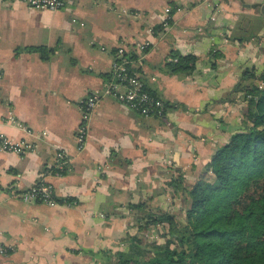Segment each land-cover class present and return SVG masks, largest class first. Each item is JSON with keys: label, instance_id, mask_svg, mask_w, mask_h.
Returning a JSON list of instances; mask_svg holds the SVG:
<instances>
[{"label": "crops", "instance_id": "0c3cea01", "mask_svg": "<svg viewBox=\"0 0 264 264\" xmlns=\"http://www.w3.org/2000/svg\"><path fill=\"white\" fill-rule=\"evenodd\" d=\"M118 45L167 106L145 116L104 95L79 143L80 99L101 88ZM170 51L194 55L192 70H167ZM262 69L264 0H64L55 10L0 0V131L30 143L23 154L0 147V264H98L143 212L174 213L170 180L191 183L242 129L237 85ZM39 180L55 204L21 197Z\"/></svg>", "mask_w": 264, "mask_h": 264}, {"label": "trees", "instance_id": "16d2710c", "mask_svg": "<svg viewBox=\"0 0 264 264\" xmlns=\"http://www.w3.org/2000/svg\"><path fill=\"white\" fill-rule=\"evenodd\" d=\"M28 49L46 56L40 45ZM170 56L167 70H192L194 55ZM237 88L245 102L242 129L211 152L191 183H181L179 175L170 180L184 219L168 211L143 212L136 230L98 264H264V69L244 71ZM149 225L163 236L160 241L148 238Z\"/></svg>", "mask_w": 264, "mask_h": 264}, {"label": "built area", "instance_id": "2783aa9c", "mask_svg": "<svg viewBox=\"0 0 264 264\" xmlns=\"http://www.w3.org/2000/svg\"><path fill=\"white\" fill-rule=\"evenodd\" d=\"M13 1L22 2L30 7L48 10H55L64 3V0ZM168 11L169 7L165 6L164 17L161 21L162 26L167 24V18H169ZM145 45V41L139 43L137 45L138 52H142ZM100 48L104 50V47L101 46ZM111 52L113 57L109 65L108 78L105 79L99 90H94L80 99L82 110L81 121L75 129V137L79 143L85 137L87 129L86 120L90 112L99 98L104 95L114 96L141 115L162 116L164 113L163 100L143 87V83L139 78L138 71L134 66V61L129 51L123 45H118ZM0 147L23 154L30 148V143L23 139L11 140L0 131ZM55 155L58 158L61 156V152L57 151ZM56 167L59 168L58 164ZM20 195L24 200H38L49 205H53L56 202L51 185L43 180L32 183ZM6 252L7 247L0 243V254H5Z\"/></svg>", "mask_w": 264, "mask_h": 264}, {"label": "rangeland", "instance_id": "374dc122", "mask_svg": "<svg viewBox=\"0 0 264 264\" xmlns=\"http://www.w3.org/2000/svg\"><path fill=\"white\" fill-rule=\"evenodd\" d=\"M242 95V91L240 92V96ZM166 201H170L169 199H166ZM179 203H178V202ZM180 198L179 200H176V202H174L172 205H173V209L171 208V210L174 212L175 216L177 219H180V220H183L184 219V216H183V212H182V209L180 208L179 204H180ZM177 210V211H176ZM164 229H162L163 231ZM146 235L148 236V238L150 239H154V240H158L160 241L161 238L163 236H161L160 234H158V229L154 227V225H149L147 228H146Z\"/></svg>", "mask_w": 264, "mask_h": 264}]
</instances>
